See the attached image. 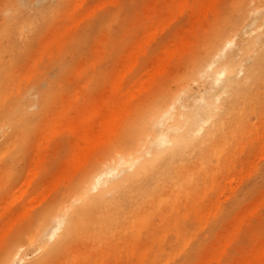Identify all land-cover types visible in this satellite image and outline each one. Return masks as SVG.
I'll return each mask as SVG.
<instances>
[{
    "label": "rangeland",
    "instance_id": "374dc122",
    "mask_svg": "<svg viewBox=\"0 0 264 264\" xmlns=\"http://www.w3.org/2000/svg\"><path fill=\"white\" fill-rule=\"evenodd\" d=\"M79 1L0 0V264L19 249L22 259L6 264H251L264 249V0ZM228 59L235 88L213 89L195 73ZM205 89L218 98L207 137L138 190L120 187L94 225L39 248L37 228L79 196L101 160L137 139L144 117L180 95L187 113ZM111 109L122 112L116 127L92 142Z\"/></svg>",
    "mask_w": 264,
    "mask_h": 264
},
{
    "label": "bare ground",
    "instance_id": "6f19581e",
    "mask_svg": "<svg viewBox=\"0 0 264 264\" xmlns=\"http://www.w3.org/2000/svg\"><path fill=\"white\" fill-rule=\"evenodd\" d=\"M81 1V0H80ZM79 1V2H80ZM248 1V0H247ZM82 2V1H81ZM164 2V1H163ZM180 2V0H179ZM203 2V1H202ZM208 2V0H207ZM251 2V1H250ZM153 3V1L151 2ZM181 3V2H180ZM205 3V2H204ZM182 4V3H181ZM209 4V3H208ZM249 4V3H248ZM74 5V4H73ZM96 5V4H95ZM206 6V8H202V10H206L207 9V3L204 4ZM247 5V4H246ZM81 6V5H80ZM203 6V7H205ZM249 6V5H248ZM179 7V6H178ZM198 7V6H197ZM258 7V6H257ZM253 8V7H252ZM164 9V7H163ZM167 8H165L166 10ZM254 9V8H253ZM260 9V8H259ZM168 10V9H167ZM179 10V8H178ZM188 10V9H187ZM191 10V9H190ZM194 10V9H193ZM196 10V9H195ZM255 10V9H254ZM169 11V10H168ZM173 12V11H172ZM175 12V11H174ZM190 12V11H189ZM236 12V11H235ZM255 12V11H254ZM73 13V11H72ZM181 13V12H178ZM199 13V12H198ZM197 13V14H198ZM251 13V12H250ZM168 14V13H167ZM174 14V13H173ZM202 14H205L202 12ZM73 15V14H72ZM172 15V14H171ZM178 15V14H177ZM223 15V14H222ZM238 15V14H236ZM187 16V13H186ZM210 16V15H209ZM70 17V16H69ZM170 17V14H169ZM264 18V17H263ZM188 19V18H187ZM187 21V20H186ZM207 22V21H206ZM78 23V22H77ZM190 23V22H189ZM263 23V22H262ZM70 24H72V22H70ZM183 24V23H182ZM205 24V23H204ZM154 26H157V24ZM153 26V27H154ZM263 26V25H262ZM66 28V27H65ZM64 28V29H65ZM177 28V27H176ZM175 28V29H176ZM260 28H257V30ZM264 29V28H263ZM152 30H155L151 28V32ZM261 30V29H260ZM255 32V31H254ZM154 35V32H152ZM175 33V32H174ZM250 33V32H249ZM253 33V32H252ZM251 33V34H252ZM148 32L146 33L147 36ZM173 34V33H171ZM181 34V33H180ZM62 35V33L60 34ZM183 35V34H181ZM141 36V35H140ZM145 36V37H146ZM189 36V35H188ZM150 37V34H149ZM148 37V38H149ZM152 37V36H151ZM171 37V36H170ZM173 37V36H172ZM182 37V36H180ZM184 41H185V37L184 36ZM141 38V37H140ZM154 38V37H152ZM147 39V38H145ZM171 39V38H170ZM189 39V38H188ZM58 41V40H57ZM148 41V40H147ZM146 41V43H147ZM190 41V40H189ZM172 42V41H171ZM169 42V43H171ZM110 43V42H109ZM165 43V42H164ZM167 43V42H166ZM168 43V44H169ZM187 43V42H186ZM104 44V43H103ZM141 44V43H140ZM162 44V43H161ZM230 44V42L227 40L226 41V46ZM233 44V43H232ZM231 44V45H232ZM97 45V44H96ZM110 45V44H109ZM170 45H173L172 43ZM169 45V47H171ZM47 46V45H46ZM141 46V45H139ZM165 46V45H164ZM174 46V45H173ZM233 46V45H232ZM167 47V46H165ZM165 47H163L165 49ZM167 47V48H169ZM190 47V46H189ZM166 48V49H167ZM174 48H176L174 46ZM224 48V49H225ZM171 49H173V47H171ZM192 49V48H191ZM224 49L223 51L220 53V55H224ZM230 49V47H229ZM128 50V49H126ZM130 50V49H129ZM163 50V49H162ZM160 50V51H162ZM179 50V48H178ZM182 50V49H181ZM159 51V52H160ZM164 51H169V50H164ZM180 51V50H179ZM183 51V50H182ZM123 52V51H122ZM128 52V51H127ZM144 52V51H143ZM170 52V51H169ZM173 53V50L171 51ZM40 53V52H39ZM135 53V52H134ZM138 53V51H137ZM161 53V52H160ZM163 53V51H162ZM219 53V52H218ZM165 54V53H164ZM36 55V54H35ZM125 55V54H124ZM160 55V54H159ZM167 55V53H166ZM170 55V54H169ZM168 55V56H169ZM172 55V54H171ZM218 55V54H217ZM221 55V56H222ZM123 56V55H122ZM156 57H163L161 56H156ZM214 57V56H213ZM217 57V56H215ZM136 58V56H135ZM223 58V57H222ZM156 59V58H154ZM153 59V60H154ZM162 59V58H160ZM160 59H157L158 61ZM169 59V58H168ZM113 60V59H112ZM152 60V59H151ZM152 60V61H153ZM135 62V59L133 60ZM162 61V60H160ZM132 62V61H131ZM215 61H209V62H201L199 65V67L197 68V70L195 71L196 74L201 75L202 77H204L205 79H207L210 82V86L211 88H216V87H220V88H235L236 85L238 84V80L236 79V75L234 73V65L231 62V60H227L226 61V67L225 69L222 70H218L216 68V66L214 65ZM152 63V62H151ZM163 63V61H162ZM165 63V61H164ZM163 63V64H164ZM148 64V63H147ZM204 64V65H203ZM237 64V63H236ZM126 65V63H125ZM131 65V64H130ZM150 65V64H148ZM161 64H156L155 66H157V70L158 67ZM154 66V63L152 65V67ZM240 66V65H239ZM122 67V66H121ZM131 67V66H130ZM162 67V66H160ZM149 68V67H148ZM154 67V69H156ZM147 69V67L145 68ZM150 69V68H149ZM149 69L148 72H146L147 70H145L143 74V78L147 77L145 73H147V75L149 74ZM163 69V67H162ZM25 70V69H24ZM124 70V69H122ZM156 70V71H157ZM118 71V69L116 70ZM143 71V70H142ZM151 71L153 72V70L151 69ZM150 71V73H152ZM119 72V71H118ZM122 73V72H119ZM125 73V72H124ZM120 74H118L119 76ZM123 75V74H122ZM145 75V76H144ZM152 75V74H150ZM154 75V72H153ZM152 75V78H153ZM176 75V74H175ZM142 76V75H141ZM139 75V79L141 77ZM121 79V76H119ZM151 77V76H150ZM223 77V78H222ZM142 78V77H141ZM142 78V79H143ZM149 78V75L148 77ZM201 78V77H200ZM141 79V80H142ZM222 79V80H221ZM135 80V79H134ZM144 80V79H143ZM28 81V80H27ZM121 81V80H120ZM132 81V80H131ZM119 82V81H117ZM143 82V81H142ZM20 83V80H19ZM138 83V81H137ZM135 82V84H137ZM134 84V83H133ZM139 85H141V83L139 82ZM139 85H135L137 87V89L140 91L139 89ZM130 87V86H129ZM128 88V87H127ZM135 88V87H134ZM133 85H132V90L134 91ZM18 89V88H17ZM213 89H211L213 91ZM105 90V89H104ZM129 90V88H128ZM127 90V92H128ZM131 90V88H130ZM130 92H133V91ZM137 90V91H138ZM206 91L204 92V94H202L200 96V103L201 101L203 102L200 106L194 107V105H191L190 107H192V109H188L189 112H183L186 108L187 105L186 103L182 100V98L180 96H173L172 99L170 100V102H166L163 104L158 105L150 114H148L146 117L143 118V121L141 123V127L138 130V137L137 139L134 140V142H131L130 145H127L126 149H122L117 151V153L114 156H110V157H106L103 160H101L99 162L98 167L92 172L91 175V180H87L86 183H84L83 187H82V191L79 194L78 197L73 198L72 200H70L66 206L63 207V209L60 210L59 214H55L54 216H52V218L46 219L43 224L41 226H39L37 228V235L40 238L39 244V248L40 249H46L47 246L49 247L50 245H52V243H50V241L55 238V236H57V233L59 231H61L60 234H66L67 232H69L71 230V228H73V226L75 228H77L78 230H80L83 226H84V221L94 225L95 221H100L97 220V216H99V214H101L102 212V208L109 206L111 203L114 202L113 200V196L118 192V189L120 187H123L124 190H138V183L140 181H142L143 179H145V177L149 174V173H153L154 175L157 176V174H162V172L164 171L163 169V163L165 161L168 160H173L177 155H179V153L183 150V148H185L188 144H190L199 133H202V138L207 137V135L209 134V131L212 128L211 126H207L209 125L208 122L211 121L209 120L212 116L213 113L212 111H214V107H216L218 104H216L217 101L215 99L218 98H213L212 95H210V89H205ZM219 90V89H218ZM231 90V89H230ZM138 91V92H139ZM211 91V92H212ZM222 91V90H221ZM232 91V90H231ZM126 90L124 91L125 94ZM126 92V93H127ZM218 92V91H217ZM123 93V92H122ZM224 93V92H223ZM222 93V94H223ZM130 94H135V93H130ZM119 95V94H118ZM117 95V96H118ZM128 95V94H127ZM228 95V94H227ZM116 96V98H117ZM126 96V95H125ZM230 96V93H229ZM235 96V95H234ZM133 97V96H132ZM239 97V95L237 96ZM115 98V99H116ZM154 98V96H153ZM118 99V98H117ZM124 99H121V102H123ZM235 100V99H234ZM240 100V99H238ZM129 101V99H128ZM125 101V102H128ZM241 101V100H240ZM199 103V101H197ZM236 102V101H235ZM234 102V103H235ZM116 103V101L114 102ZM120 103V102H119ZM113 104V103H112ZM236 105L238 104L235 103ZM128 105V104H126ZM117 106V105H116ZM120 106V104H119ZM122 106V103H121ZM124 106V105H123ZM115 107V106H114ZM125 108V106L123 107ZM127 108V106H126ZM241 108V107H240ZM216 110V109H215ZM103 111V110H102ZM123 111V109H122ZM242 111V108H241ZM240 111V112H241ZM104 113V112H103ZM204 113L206 114L204 117ZM238 113V112H237ZM122 114L121 110H114L111 109L109 111H107L106 116L101 117V121H103V125L105 124L104 128H101L100 124V128L98 126V129L96 127H93L94 129H97L99 131H97L96 133H94L93 131H91L92 129V125L89 127L90 131L89 134L91 132H93L92 134H90V136L92 137V142L94 141V143L99 140L98 138H101V134L103 133V131H105V127L107 129H113L114 127H116L117 124V118ZM264 114V113H262ZM62 115V114H61ZM103 119V120H102ZM240 119V118H239ZM238 120V119H237ZM92 121V120H91ZM90 123H94L91 122ZM95 121V120H94ZM99 120H97L98 122ZM239 121V120H238ZM96 122V121H95ZM244 122V121H243ZM246 122V121H245ZM232 123V122H231ZM238 123V122H237ZM230 124V123H229ZM244 124V123H243ZM259 124V123H258ZM58 126V125H57ZM76 126V125H75ZM89 126V125H88ZM236 126V125H235ZM262 126V125H261ZM254 127V126H253ZM56 128V127H55ZM241 128V127H240ZM239 128V129H240ZM256 128V127H255ZM264 128V127H263ZM88 129V130H89ZM238 129V128H237ZM57 130V129H56ZM251 130V129H250ZM253 130V129H252ZM260 130V129H259ZM262 130V128H261ZM95 131V130H94ZM238 131V130H237ZM257 132V129L255 130ZM263 131V130H262ZM247 132V130H246ZM253 132V131H252ZM261 132V131H260ZM101 133V134H100ZM97 134V135H96ZM247 134V133H246ZM101 135V136H100ZM253 135V134H252ZM100 136V137H99ZM46 137V136H45ZM97 137V138H96ZM90 138V137H89ZM97 139V140H96ZM102 139V138H101ZM250 140V139H249ZM41 141V140H40ZM127 141V140H126ZM218 141V140H217ZM101 142V141H100ZM125 142V141H124ZM129 142V141H128ZM262 142V141H261ZM94 143H91L90 145L92 147H94ZM89 148V147H88ZM47 149V148H46ZM90 149V148H89ZM88 149V150H89ZM260 149H262L261 145H260ZM52 150V149H51ZM87 150V151H88ZM49 151V150H48ZM243 151V150H242ZM262 151V150H261ZM260 151V152H261ZM82 155H85V153L80 152ZM77 154V152H76ZM248 154V153H247ZM253 154V153H252ZM264 154V153H263ZM263 154H261L260 157L263 156ZM40 155V154H39ZM37 157H40V156ZM246 155V154H245ZM77 158L76 160L79 158V155L77 154ZM86 157V156H85ZM231 157V156H230ZM254 157V155H253ZM258 157V158H260ZM41 158V157H40ZM69 158V157H68ZM67 158V159H68ZM84 156H82V159H78L81 160L80 163L82 162ZM71 159H69L67 161V163L70 161ZM78 160L76 162H78ZM84 161V160H83ZM241 161V160H240ZM247 161V160H246ZM35 163V162H34ZM241 163V162H240ZM254 163V162H253ZM243 164V162H242ZM257 164V163H256ZM34 166H36V164H33ZM69 167V166H68ZM78 167V166H76ZM244 167V166H243ZM36 168V167H34ZM251 168V167H250ZM254 168V166H253ZM33 169V168H32ZM252 169V168H251ZM36 171V170H35ZM240 171V170H239ZM30 172L27 171V173ZM33 172V173H32ZM149 172V173H148ZM207 172V171H206ZM212 172V171H211ZM244 172V171H243ZM247 172V171H246ZM208 173V172H207ZM31 174V176L33 177L34 171L31 170V172L29 173ZM229 174V173H228ZM213 175V174H212ZM241 175V174H240ZM239 175V177H240ZM30 176V175H28ZM30 176V179H31ZM236 176V175H235ZM111 177V178H110ZM216 177V176H215ZM28 179V177H26ZM25 178V180H26ZM212 178V177H211ZM241 178V177H240ZM60 179V178H59ZM58 179V180H59ZM216 179V178H215ZM232 181V178H230ZM229 179V180H230ZM213 180V179H212ZM218 180V179H217ZM240 181V179H239ZM24 183H22V186L18 188V190H20L21 192L18 194V197L20 198V194L23 193L25 191L24 186L28 185L29 183L26 181H23ZM25 182L27 184H25ZM229 182V181H228ZM237 182V181H234ZM58 183V182H57ZM225 183V182H224ZM229 182V185H231ZM25 184V185H24ZM56 184V183H55ZM54 184V185H55ZM50 185V184H48ZM46 185L48 188L49 186ZM224 185V184H223ZM228 185V186H229ZM51 186V185H50ZM224 187V186H223ZM230 187V186H229ZM26 188V186H25ZM45 187H43L42 189H44ZM47 188V189H48ZM221 188V186H220ZM231 188V187H230ZM24 189V190H22ZM46 189V188H45ZM51 190V188H49ZM222 189V188H221ZM15 190V191H18ZM224 190V189H223ZM23 191V192H22ZM43 191V190H42ZM222 191V190H221ZM45 192V190H44ZM43 192V193H44ZM220 192V191H219ZM224 192V191H222ZM39 193V192H38ZM41 193V191H40ZM17 195V193H15ZM14 196V194H12ZM15 195V196H16ZM108 195H111L110 197H108ZM219 195V193H218ZM222 195V194H221ZM224 195V194H223ZM11 196V195H10ZM225 196L227 197V195L225 194ZM224 196V197H225ZM217 197V196H216ZM11 198V197H9ZM218 198V197H217ZM216 198V200H217ZM220 200V198H218ZM222 199V198H221ZM12 200V198H11ZM15 200V199H14ZM13 200V202H14ZM218 200V203H219ZM6 201V199H5ZM11 202V201H10ZM82 202H84L85 204L81 205ZM79 203H81L79 205ZM2 204V202H1ZM11 204H13L11 202ZM218 206V204L216 205V207ZM249 206V205H248ZM6 207V206H5ZM210 207V206H209ZM215 207V208H216ZM23 208V206H22ZM214 208V210H215ZM20 209V208H19ZM18 209V210H19ZM14 211V210H13ZM11 214H9L8 216L12 215L13 213H16L15 211ZM210 211V209H209ZM208 211V212H209ZM22 213H18L19 215H17V218L22 215L25 211H21ZM214 213V212H213ZM15 215V214H14ZM208 215V214H207ZM23 216V215H22ZM85 216V217H82ZM11 216L10 218V222L9 224H13V222H15L13 220V222L11 223V220L13 219ZM42 217V216H41ZM40 217V218H41ZM7 218V217H6ZM43 218V217H42ZM200 218V217H199ZM84 219V220H83ZM207 219V218H206ZM8 220V219H7ZM243 221V220H242ZM7 224V221H4ZM1 225V224H0ZM2 226V225H1ZM9 225H8V230H9ZM137 228V227H136ZM32 229V228H29ZM28 229V230H29ZM5 230V229H4ZM35 230V229H34ZM75 231V230H74ZM4 233V232H3ZM6 233V232H5ZM4 233V234H5ZM83 233V232H82ZM26 235V234H25ZM24 236V235H23ZM30 236V235H29ZM1 238V236H0ZM38 238V239H39ZM264 238V237H263ZM34 240V239H33ZM31 240V241H33ZM263 240V239H262ZM261 242V241H259ZM258 242V245H259ZM257 243V242H256ZM214 244V243H213ZM260 247V245H259ZM254 248H256L254 246ZM262 250V249H261ZM20 251V249H19ZM18 251V254L15 253L14 251H11L8 253L7 258L4 260V264L7 263V261L9 260V258L11 259L12 262H14L15 257L18 259H22V252ZM252 251V250H251ZM20 253V254H19ZM259 254V253H258ZM47 255V254H46ZM145 255V254H144ZM253 255V254H252ZM24 256V253H23ZM256 256V255H255ZM256 260L253 259V261H251V264H258V262L263 261V257H264V249L260 252L259 256ZM49 258H47L48 260ZM137 260V259H136ZM252 260V259H250ZM6 261V262H5ZM20 261V260H19ZM141 262V261H140ZM20 263V262H19ZM142 263V262H141ZM202 263V262H201ZM14 264V263H12ZM140 264V263H139Z\"/></svg>",
    "mask_w": 264,
    "mask_h": 264
}]
</instances>
